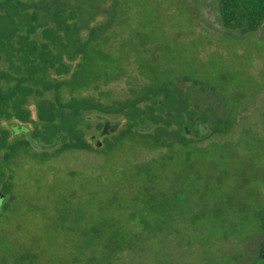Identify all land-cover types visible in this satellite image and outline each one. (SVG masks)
Instances as JSON below:
<instances>
[{
	"label": "trees",
	"instance_id": "obj_1",
	"mask_svg": "<svg viewBox=\"0 0 264 264\" xmlns=\"http://www.w3.org/2000/svg\"><path fill=\"white\" fill-rule=\"evenodd\" d=\"M127 3L0 0V159L12 162L19 156L31 155L35 148L23 137H11L3 125L7 122L30 125L32 138L44 144L52 143L62 132L55 155L94 151L105 156L130 140H138L149 147L147 150L160 153L127 167L131 177H141L145 182L125 218L119 213L110 214L107 201L102 208L111 215L110 219L89 220L87 235L96 240L88 245L89 251H103L107 257L97 260L88 256L86 263L109 264L112 253L123 254L133 246V251L142 248L148 234L173 229V216L183 209L189 212L193 234H204L207 228L220 232L230 247L231 264H237L243 256L233 251L236 246L247 255V244L264 242V149L249 148L254 153L248 167L230 173L209 157L207 147L229 142L234 133L239 140L252 132L257 137L264 131V113L257 118L260 110L254 102L251 106L256 117L251 128L245 126L247 98L242 85L234 81L243 77L241 71L210 75L208 70L200 72L172 59L168 51L151 48L145 51L150 59L140 58L141 47L151 41L144 35L120 34L132 15ZM217 9L220 22L229 32L224 36L260 42L262 45L252 51L261 57L259 49L264 39L254 33L264 23V0H218ZM116 38L118 46L112 44ZM130 53L145 82L129 89L126 95L102 101L98 96L100 87L124 76L125 55ZM173 70L183 72L182 77H174L178 74ZM97 114L123 123L116 134L103 138L102 148L95 149L86 135L93 127L92 116ZM147 123L151 130L142 132L141 127ZM199 123L209 132L202 138L196 129ZM101 127L96 120L94 128ZM45 153L48 152L32 156L48 159L50 154L43 157ZM255 162L258 167L252 168ZM168 163H176L181 175L179 187L172 191L158 184ZM248 172L252 179L245 178ZM212 174L219 175L214 184L229 175L238 178L229 186V195L220 193L214 184L201 183L204 177L211 180ZM88 200L92 210L96 199ZM74 215H78L76 210ZM198 221L205 223L201 230L196 227ZM217 250L214 253L221 255Z\"/></svg>",
	"mask_w": 264,
	"mask_h": 264
},
{
	"label": "rangeland",
	"instance_id": "obj_2",
	"mask_svg": "<svg viewBox=\"0 0 264 264\" xmlns=\"http://www.w3.org/2000/svg\"><path fill=\"white\" fill-rule=\"evenodd\" d=\"M127 2L129 13L132 14V25L127 24L120 34L144 35L146 40L151 41L147 46L141 47L143 56L140 55V58L150 59L151 55H146L145 51L151 48L157 52L168 51L173 56L172 59L195 67L200 72L208 70L210 75L236 70L243 72V77L234 81L242 85L247 98L245 126L251 128L256 117L251 106L254 102L253 105L260 110L257 113V118L260 119L259 114L264 113V43L261 49L258 48L262 51L259 52L260 57L256 51H252L262 45L260 42L252 38L242 42L224 36V32L221 34L220 31H215L211 24L216 28L221 27L218 0ZM236 36L240 38V35ZM257 36L264 37V23ZM117 40L116 38L112 44L118 46ZM125 57L124 76L100 87L102 96H98L104 102L126 95L129 89L136 88L142 81L145 82L139 77L141 71L139 64L135 63L134 55L130 53ZM165 62L167 66L168 61ZM248 70L254 78L248 74ZM173 71L178 74L174 77H182L183 72ZM239 105L242 106L241 103ZM90 123L93 127L87 131L86 139L93 148H102L103 138L100 147H96L91 141V136L99 130L94 128L95 119H91ZM3 125L8 128L7 123ZM25 127L31 128L30 125ZM254 134L249 133L244 140H239L238 134L234 133L229 142H222L216 147L208 145L209 157L230 173L235 169L248 167L254 153L248 149L254 151L258 146H263L264 149V131L256 134L257 137ZM148 148L138 140H130L105 156L94 151H66L55 155L54 150H51L43 151L48 152L43 154V157L50 154L49 158L44 160L32 156L42 152L34 148L31 155H22L8 162L12 196L4 210L0 211V264H87L88 256L97 260L107 257L103 251H89L88 245L96 242L87 235L89 220L98 217L101 221L104 218V221L110 219L111 215H106L102 208L103 203L107 201L109 213H119L121 218H125L126 211L135 206L133 199L145 180L141 177H131L127 167L129 164L159 155L158 150H147ZM253 167H258V163H252ZM180 176L177 164L168 163L165 171L159 175L158 184L161 188L172 191L179 187ZM210 176L211 180L204 177L201 183L214 184L219 177L218 174ZM251 176L252 173L248 172L245 178L252 179ZM96 179H99L101 184H97L94 181ZM237 179L229 175L213 186L218 187L220 193L229 195L232 192L229 186ZM91 183L96 184L95 188L90 187ZM88 198L96 199L97 204L92 210L88 207ZM112 199L115 201L111 202ZM74 210L78 215H74ZM75 218L79 220L74 221ZM97 223L98 221L91 226ZM171 226L173 229L164 230L161 234H148L144 246L136 251H133V246L123 254L112 253L109 255V264L232 263L230 247L222 234L209 228L204 234H193L188 211L178 209ZM196 227L201 230L205 223L198 221ZM81 233L84 235L81 236ZM238 239L235 241L240 242ZM202 243L206 245L202 246ZM246 246L250 249L247 255H243V250L240 251L238 246L233 250L238 257L243 256L237 264H252L254 252L260 254L263 250L264 253V242ZM216 249L221 255L214 253ZM254 264H264V256Z\"/></svg>",
	"mask_w": 264,
	"mask_h": 264
},
{
	"label": "water",
	"instance_id": "obj_3",
	"mask_svg": "<svg viewBox=\"0 0 264 264\" xmlns=\"http://www.w3.org/2000/svg\"><path fill=\"white\" fill-rule=\"evenodd\" d=\"M211 25H212L213 29H215V31L216 30L220 31L221 34H223V32H224V34H225V32H228V30H226L224 28L222 23L220 25L221 26L220 28H216V26L214 24H211ZM221 29H223L224 31H221ZM258 30L254 33L255 35H257ZM92 118L95 119V120L100 121L101 124H102V127L99 130V132L97 134H94V135L91 136V141L95 143L96 147H100V145H101L100 141H101L102 138H104L106 136H112V135L116 134L118 132L119 128L121 127V124H122V120L121 119L112 120V119L108 118L105 115L97 114V115H93ZM196 129L198 131V136L201 137V138L209 133L207 128H206V126L201 124V123H199L196 126ZM10 130L13 132L14 136H17V135H19L22 132H27L28 128H26L23 125L15 124V125H12L10 127ZM150 130H151V126L148 123L141 127V131L142 132H149ZM61 139H62V132H59L58 135H57L56 140H54L50 144H44V143L40 142L39 140H34L32 142V145L35 148H37L39 150H42V151H51V150H54L55 148H57L60 145Z\"/></svg>",
	"mask_w": 264,
	"mask_h": 264
},
{
	"label": "flooded vegetation",
	"instance_id": "obj_4",
	"mask_svg": "<svg viewBox=\"0 0 264 264\" xmlns=\"http://www.w3.org/2000/svg\"><path fill=\"white\" fill-rule=\"evenodd\" d=\"M262 39H264V37ZM7 124H8V129L10 130V127L12 125L17 124V123L7 122ZM30 130H31V128L28 129L27 132H22V133H20L17 136H14L13 135V132L10 130L11 137H20V138L21 137H24V139H27L32 144V142L34 140H38V139L32 138ZM9 177L10 176H9L8 162H5V160H3L1 158L0 159V211L1 210H4V208L6 207V205L8 203V200L12 196V194H11V179ZM263 256H264L263 250H262V253L255 254V256L253 258L254 260H253V263L252 264H254L257 260H259Z\"/></svg>",
	"mask_w": 264,
	"mask_h": 264
}]
</instances>
